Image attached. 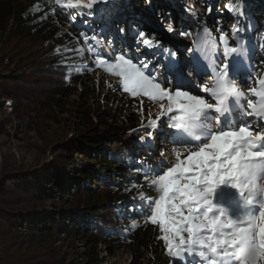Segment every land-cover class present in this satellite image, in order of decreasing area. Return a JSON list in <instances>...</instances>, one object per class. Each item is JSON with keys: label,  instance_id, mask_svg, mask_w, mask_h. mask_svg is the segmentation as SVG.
<instances>
[{"label": "trees", "instance_id": "16d2710c", "mask_svg": "<svg viewBox=\"0 0 264 264\" xmlns=\"http://www.w3.org/2000/svg\"><path fill=\"white\" fill-rule=\"evenodd\" d=\"M146 3L136 0L124 15L118 13V2L106 11L114 19L130 16V31H143L147 38L144 21L152 22L151 14L170 33L171 25H167L164 14L170 18L176 16V11L166 0H150L152 12ZM240 4L249 36L242 22L238 24V13L232 32L224 34L230 44L246 49L247 59L255 48L264 49V0H229L228 7L236 10ZM66 26L53 0H0V44L14 40L37 46L42 51L37 60L50 61L41 71L49 69L58 78L51 82L48 98L40 106L79 120L76 138L52 147L53 163L20 168L0 180V264H67V254L53 248L57 240L66 238L87 246L79 255H86L88 264L97 262L95 251L99 245L127 250L134 263L180 264L168 255L159 227L148 222L145 200L140 199L141 195L152 200L159 196L152 190L151 164L136 155L141 148L137 141L149 130L135 124L144 97L133 98L123 92L118 81L109 90L106 108L101 109L100 96L86 77L107 65L92 68L84 51H89L91 44L93 51L89 52L95 59L99 55L111 60L103 54L99 39ZM234 29H238L235 34ZM85 36L89 37L87 43ZM169 54L174 56L171 66H177L175 53L169 49ZM3 96L11 99L10 93ZM112 100L121 106L108 107ZM48 117L54 118L50 114ZM80 156L87 162L80 161Z\"/></svg>", "mask_w": 264, "mask_h": 264}, {"label": "snow or ice", "instance_id": "6c2138e0", "mask_svg": "<svg viewBox=\"0 0 264 264\" xmlns=\"http://www.w3.org/2000/svg\"><path fill=\"white\" fill-rule=\"evenodd\" d=\"M55 3L69 10H80L79 14L84 15L82 10L91 14L98 0H55ZM229 11L234 9L229 6ZM237 30L234 29V34ZM202 32L203 38L194 44L209 66L197 63L193 67L205 75H213L214 85L210 88L203 84L200 91L214 103L179 86L175 91L165 87L148 72L147 63L141 61L138 65L123 53L117 54L114 61L97 55V65H107L105 70L119 76L122 91L133 98L167 100V107L161 103V113L150 122V138L159 126L158 120L167 116L166 126L186 141L182 143L185 158L181 159L182 153L177 152V164L153 173L151 186L159 192L158 198L140 197L145 200L148 222L159 227L168 255L181 264H264V79L258 80V88L250 90L255 99L246 96L235 85L247 56L246 49L230 44L227 34H222L219 39L223 44V60L217 64L216 42L210 40L207 27ZM84 40L87 43L89 37ZM141 40L149 49L159 47L143 31L137 35V42ZM89 51H93L91 44ZM183 70V66L171 69L178 77V85ZM251 81L249 75L248 82ZM236 114L253 119L237 127ZM213 123L216 131L212 130ZM144 178L147 180L148 176ZM233 190L242 201L241 211L236 215L225 203L235 205L231 199ZM192 257L198 259H189Z\"/></svg>", "mask_w": 264, "mask_h": 264}, {"label": "rangeland", "instance_id": "374dc122", "mask_svg": "<svg viewBox=\"0 0 264 264\" xmlns=\"http://www.w3.org/2000/svg\"><path fill=\"white\" fill-rule=\"evenodd\" d=\"M135 1L111 0L110 2L107 0L100 5L95 4L91 14H89V10L85 9L82 10L84 15H80V10L59 7L53 0L61 13L63 27L77 25V28L85 30L89 35L99 39L103 54L111 61H114L119 53L126 54L138 65L141 61L147 63L148 72L153 73L165 87L170 86L175 91L179 86L184 90L191 91L193 94L202 95L209 102L214 103L215 101L211 100L207 94L200 91L203 84L208 85L210 88L213 85L207 83L205 79V76L209 75L198 77L200 72L193 67L197 63L205 68L209 66L204 54L197 51V45L194 44V41L203 38L202 30L207 27L211 33L210 40L215 41L217 45L214 59L217 64L222 62L223 47L219 38L226 31L232 32L237 13L240 21L238 24L242 22L244 31L248 36L250 34L246 26L243 5L240 4L238 8H235L236 10L230 12L229 0H166L167 5L177 14L176 16L172 15L170 18H167V13L164 14L167 25H171L170 33L165 31L162 24L157 22L151 14L154 20L150 23H144L146 24L145 29L148 32V39H152L159 47L149 49L142 45L140 41L137 42L138 30L130 31V26L133 25L130 16H125V18L120 16L118 19H114L105 8L107 5L114 7V4H117L116 2H120L121 8L118 9V13L124 15L126 14L124 10L126 8L130 9ZM145 1H147L146 5L149 12H152L149 4L150 0ZM85 2H88V0H85ZM103 4L107 5L100 8ZM182 7L185 9L184 11L181 10ZM209 8H211V12L208 11ZM211 25H216V28H211ZM183 32H190L191 35H181ZM198 33H200L199 36ZM162 48L165 51L159 50ZM169 49L175 53L177 66H183L184 69L182 77L179 78V85L176 73L170 69L171 64L174 62V56L169 54ZM41 53L42 51L37 50V46H33L27 41L16 42L10 40L0 44V180L6 174L16 172L20 168H37L53 163L55 156L52 154V147L58 143L75 139L76 133H78L76 125L79 124V120L77 118L72 117V115L59 116L58 112L48 108L44 110V106H40L48 98L49 88L52 86L51 82L58 79L51 74L49 69H47L48 71H41V67L50 63L49 60H37ZM86 53L87 63L92 68L98 66L97 60L92 54L89 51H84V54ZM6 58L9 60L5 61ZM244 70H247V72L245 73ZM239 75L243 81L238 85L239 79H236V87L240 88L249 98L255 99L251 96L250 90L253 87L258 88V80L264 79V49L255 48L247 59H243ZM249 75L252 77L251 82H248ZM86 79H89L87 83L94 86L96 94L100 96L99 106L101 109L102 107L106 108V98L110 94L109 90L116 86L121 78L101 68L93 76H87ZM79 89L81 90L82 86H79ZM5 93H10L11 99L4 98ZM161 103L167 107V100L152 101L144 97L141 102V116L137 118L135 124L139 127H147L149 132L150 122L156 120L161 113ZM120 106L117 100H112L108 105L113 109ZM49 114L53 115L54 118L48 117ZM251 119L253 118H241L236 122V126L239 127L246 120ZM167 120V116L161 117L158 120L159 126L152 132V137L150 138L148 132H145L141 136L143 140L140 138L137 141L138 147L141 146V148L136 155L141 161L145 157L146 163L151 164L154 172L157 169L160 171L166 170L167 167L178 163L176 151H169L166 146L168 144L163 143V138L175 135V130L166 126ZM212 130H217L215 123H213ZM179 149V153H183V156L186 157L187 153L184 147H179ZM75 156L77 157L76 154ZM79 160L84 163L87 162L83 156H80ZM96 168L98 169L97 166ZM92 186V188H95L94 185ZM237 198L240 197L233 190L231 199L235 201V205L225 201L226 206L231 209L233 215L239 214L241 211ZM53 248L57 249L59 254H67V257H65L67 258V264H88L86 263L87 256L85 255L82 258L79 255L87 250V246L76 240L68 238L65 241L57 240ZM95 252L97 254L95 264H146L142 260L134 263L127 250H111L108 247L99 245Z\"/></svg>", "mask_w": 264, "mask_h": 264}, {"label": "bare ground", "instance_id": "6f19581e", "mask_svg": "<svg viewBox=\"0 0 264 264\" xmlns=\"http://www.w3.org/2000/svg\"><path fill=\"white\" fill-rule=\"evenodd\" d=\"M107 1V0H106ZM108 1H110L111 2V0H108ZM105 2V0H100V2H98L97 3V5H100V4H102V3H104ZM170 64V63H169ZM170 69H172V66L170 67ZM245 73L247 72V70L246 71H244ZM201 73V72H200ZM199 73V74H200ZM210 76H212V75H210ZM240 76V75H239ZM212 78V77H211ZM239 79H242L241 77H238ZM210 79V78H209ZM211 80V79H210ZM174 81H175V79H174ZM176 82V81H175ZM235 119H236V121L237 120H241V118L239 117V114H236V117H235Z\"/></svg>", "mask_w": 264, "mask_h": 264}, {"label": "water", "instance_id": "95a60500", "mask_svg": "<svg viewBox=\"0 0 264 264\" xmlns=\"http://www.w3.org/2000/svg\"><path fill=\"white\" fill-rule=\"evenodd\" d=\"M121 1V0H120Z\"/></svg>", "mask_w": 264, "mask_h": 264}]
</instances>
